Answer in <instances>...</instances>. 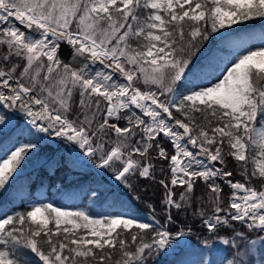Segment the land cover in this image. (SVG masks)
<instances>
[{"label":"snow or ice","instance_id":"1","mask_svg":"<svg viewBox=\"0 0 264 264\" xmlns=\"http://www.w3.org/2000/svg\"><path fill=\"white\" fill-rule=\"evenodd\" d=\"M257 18H264V0H0V110L25 113L36 134L78 147L128 187L132 177L156 179L150 163L155 147L171 174L170 183L159 180L166 223L174 222L173 209L178 216L191 208L194 186L202 180L210 194L195 197L200 207L192 215L231 249L222 264H252L249 244L264 245V163L252 172L247 167L250 159L264 158V123L258 121V115L264 120V42L239 55L216 82L179 95L175 86L209 31ZM61 40L79 66L59 59ZM168 94L172 99H161ZM193 113L203 114L207 125ZM6 122L0 111V125ZM158 137L168 139L173 154ZM225 143L228 155L243 163L245 182H234L233 172L217 166L225 164ZM38 147L35 141L21 143L0 160V189ZM257 175L260 189L251 184ZM217 181L232 190L227 204ZM177 186L183 189L179 199ZM230 221L246 231L220 236ZM147 230H153L150 242L144 240ZM172 236L167 227L121 214L93 218L42 204L0 218V264H31L27 253L42 264H106L116 250V264H144L145 254L167 248Z\"/></svg>","mask_w":264,"mask_h":264},{"label":"trees","instance_id":"2","mask_svg":"<svg viewBox=\"0 0 264 264\" xmlns=\"http://www.w3.org/2000/svg\"><path fill=\"white\" fill-rule=\"evenodd\" d=\"M141 15H147V10H141ZM262 39H264V18H257L243 24L231 26L230 28L226 27L215 33L209 31L208 39L198 42V48L193 52L191 63L186 70V75L181 81L177 82L175 86L176 90L190 88L195 82L203 81L216 75L225 60L234 58L237 55L240 50L238 49L240 45L246 44L248 41ZM133 43L135 44V42ZM2 52L3 48L0 47V53ZM12 62L16 63L17 61L14 59ZM140 86L143 88L142 83ZM169 96L170 94L161 97V99L167 100ZM74 99L78 100V95ZM173 110L184 119L180 113H177L175 109ZM0 111L4 115L7 114L6 110ZM191 116H194L197 123H200L202 126L207 125L203 114L193 113L190 114ZM209 119L212 118L209 116ZM258 121H262L259 115ZM21 122L18 121L19 124ZM124 123L121 121L122 126ZM26 139L28 137L23 133L16 136V134L13 135V131L7 132L0 138V153L6 150L9 144H20L26 141ZM158 139L161 146L165 148L169 155L174 153V147L166 137H158ZM35 142L38 143L39 147L33 151V155L29 153L18 169L21 172H18L14 176L6 189L0 191V209L10 207L14 215L18 212L30 210L32 204L36 201L46 202L48 199L53 200V204L61 203L66 206L91 210H98L105 203L107 204L105 205L107 211L118 212L122 209L129 208L153 214L156 219L155 221H160V223H157L158 225H154V228L158 229V226L167 227L173 232L172 240L177 237L175 236V232L180 227L190 228V233L194 237L198 234H201L203 237H208L209 240L213 237L211 233H208L204 229L201 218L192 215L193 211L197 207H200V203L195 200V197H203L206 199L207 195L210 194L202 180H197L194 186V202L191 208L187 212L181 211L178 216L176 215V210L173 209V215L176 218L172 224L169 225L166 223L164 219L165 205L162 203L165 190L159 184V180L164 179L167 183H170L171 174L168 171L169 161L159 159L157 156L158 149L155 147L150 150V163L154 165L156 179L132 177L129 181L131 187H128L122 181L120 182V186L117 187L112 185L106 176L96 171L93 164L81 162L67 142L60 140L51 143L38 137H36ZM229 152L230 149L227 143H225L222 146L225 164L219 165L217 163L218 167H224L226 171L233 172V176L230 179L234 182H245V177L241 175L243 163L235 161L228 155ZM253 155L254 153L250 151L249 156L251 157ZM43 157H46L45 160L38 165L28 169L25 168L27 165L33 164L34 160ZM136 158L139 159V157ZM93 161L95 162L96 160ZM257 161L254 163L251 159L249 160L247 165L249 172L256 170ZM106 171L113 173L110 169H106ZM217 183L222 188L221 198L227 204L232 190L223 181H217ZM251 184L257 189L261 188V180L258 178V175L257 178L251 181ZM181 191L183 189L180 186L174 189V192L177 193L174 197L175 199H179V192ZM149 204L155 209L154 212L153 208L148 207ZM232 224L234 226H227L226 229L220 231L219 235L226 236L228 233L234 231H246L245 225L239 224L236 221H233ZM152 235L153 230H147V234L144 236L145 242H150ZM255 236L256 233L252 232L251 238ZM128 239L130 241V237ZM43 246L47 250V245ZM134 247L135 245L130 244L128 250L132 251ZM229 253L230 251L211 254L209 257H205L203 254L196 255L189 252L188 247H182L179 251L173 253L163 249L152 254H145L144 264H184L191 261L196 264H222L224 258L229 256ZM27 255L31 260V264H42L38 257H35L31 253H27ZM119 259L120 253L116 250L113 252L111 260L107 261L106 264H116V261ZM90 264H94V262L90 261Z\"/></svg>","mask_w":264,"mask_h":264},{"label":"rangeland","instance_id":"3","mask_svg":"<svg viewBox=\"0 0 264 264\" xmlns=\"http://www.w3.org/2000/svg\"><path fill=\"white\" fill-rule=\"evenodd\" d=\"M16 23H18V22H16ZM157 34H159V33H157ZM262 42H264V39L259 40V41L258 40L251 41V42H248V44H244L243 46H241L239 48L240 50L238 51L237 55L234 58H229V59L224 61L223 66L221 67V69L218 71V73L216 75H214V76H212L206 80H203V81H197L190 88L183 89V90H176L177 95H179L181 93L186 94L189 90H191L197 86H205V85H209L211 82H216L218 77L223 78V74H226L225 69L228 67H231L232 62L234 60H236L239 55L245 54L248 49L255 50V49L259 48L261 46ZM63 47H64L63 44L60 43V47H59L58 52H57L58 57H61L60 60L65 62V63H70L73 66H79V62L78 63L75 62V64H74L73 61L69 60L66 56L60 54ZM0 66H4V65L1 64ZM92 67L98 69L101 66L99 64H96V65H93ZM0 90H3V89H0ZM4 91H6V90H4ZM170 99H172L171 94L167 100H170ZM3 110L7 111V114L5 115L7 122L4 125H0V138L4 134H6L7 132L13 131V135L16 134V136H17V135L23 133L28 137V139H26L27 141H24L23 143L28 142V141H36V137L47 140L48 142H51V143H55L57 141H60V139L56 138L55 136H47L46 134H36L35 130L30 128L31 126L29 124H24L23 122H21L19 124L18 121H21V119L22 120L24 119V117L22 115L23 114L25 115V113L19 112V111L13 110V109H3ZM136 111H138V110H136ZM123 122H125V121H123ZM260 122L264 123V120H262ZM16 146H18V145H16V144L9 145V147H7L5 151L0 153V160H2L8 154H10V152L12 150H14ZM69 146H70L71 150L73 151V153L77 156V158L81 162H83L85 164H87V163H89L91 165L93 164L94 169L96 171H98L101 175H103L104 173L108 174L106 169H99V167L96 166V164L98 162L97 160L94 162L93 159L83 157L81 154V150H79L78 147H75L72 144H69ZM30 154L33 155L34 153L32 152ZM45 158L46 157L34 160L33 164H29L25 168L28 169V168H31L35 165H38L40 162L44 161ZM257 163L258 164L264 163V158H260L257 161ZM18 172H21V170ZM170 179H171V176H170ZM109 181L114 186H117V187L120 186L121 181H118V180L112 181L110 179H109ZM1 190L2 189H0V191ZM52 202H53V200H51V199H48L46 202L36 201L32 204V207L33 206H39L42 204H52ZM52 205L55 207H59L63 210H67V211H83L85 213L90 214L93 218H103L104 216L121 214L125 217L135 218L138 221L150 222V223H153L154 225H158L155 222L156 219H153V218H155L154 215L149 213V212L137 211V210H132L129 208L122 209L118 212L107 211L106 206H105L107 204H105V203H103L102 208H100L98 210H91V209H87V208H75L72 206L63 205L61 203H56V204H52ZM12 215H13V212H12L10 207H5L3 209H0V218H3L5 216H12ZM239 224H242V223L239 222ZM229 225L234 226V224H232V221H230ZM242 225H244V224H242ZM158 227L161 228L160 226H158ZM178 230H183L186 234L183 237H176L175 239L173 238L171 244L167 248L164 249L167 252L173 253V252L179 251L182 247H188L189 252H191L193 254H196V255L203 254V255H205V257H209L211 254L226 253V252L231 251V249L227 245L222 244L220 242V240L216 237H211V240H209L208 237H203L201 234H198L196 237H194L190 233L191 232L190 228L180 227V228H178ZM251 239L255 240V239H257V236H255ZM205 240L208 241L207 244L204 243ZM249 254L252 257V264H264V245H261L258 240H257V243L255 245L249 244ZM247 258L248 257L246 256L245 259H247ZM184 264H196V263L191 261V262H187Z\"/></svg>","mask_w":264,"mask_h":264},{"label":"water","instance_id":"4","mask_svg":"<svg viewBox=\"0 0 264 264\" xmlns=\"http://www.w3.org/2000/svg\"><path fill=\"white\" fill-rule=\"evenodd\" d=\"M70 59L72 60V57H70ZM14 110V109H13ZM174 115L177 117V118H180L178 115H176L175 113H174ZM23 117H24V121L26 122V123H28V120L30 119L29 117H27V115L25 114H23L22 115ZM180 119H182V118H180ZM29 124V123H28ZM113 180H116L115 179V176L113 177Z\"/></svg>","mask_w":264,"mask_h":264},{"label":"bare ground","instance_id":"5","mask_svg":"<svg viewBox=\"0 0 264 264\" xmlns=\"http://www.w3.org/2000/svg\"><path fill=\"white\" fill-rule=\"evenodd\" d=\"M72 53H73V52L69 53V55H71L72 57H74V56L72 55ZM74 58H75V57H74Z\"/></svg>","mask_w":264,"mask_h":264}]
</instances>
